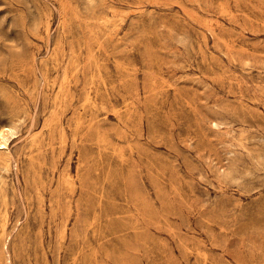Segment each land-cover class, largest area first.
Wrapping results in <instances>:
<instances>
[{
	"label": "rangeland",
	"instance_id": "374dc122",
	"mask_svg": "<svg viewBox=\"0 0 264 264\" xmlns=\"http://www.w3.org/2000/svg\"><path fill=\"white\" fill-rule=\"evenodd\" d=\"M4 141L0 264H264V0H0Z\"/></svg>",
	"mask_w": 264,
	"mask_h": 264
},
{
	"label": "bare ground",
	"instance_id": "6f19581e",
	"mask_svg": "<svg viewBox=\"0 0 264 264\" xmlns=\"http://www.w3.org/2000/svg\"><path fill=\"white\" fill-rule=\"evenodd\" d=\"M2 137H3V139H5V138H4V136H2ZM5 143H6V141H4V142H1L0 144H5Z\"/></svg>",
	"mask_w": 264,
	"mask_h": 264
}]
</instances>
